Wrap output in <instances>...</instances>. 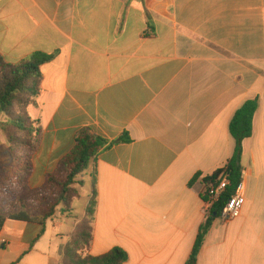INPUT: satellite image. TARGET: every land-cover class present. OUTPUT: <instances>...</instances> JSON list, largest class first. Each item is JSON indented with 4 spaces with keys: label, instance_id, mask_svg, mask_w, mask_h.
Here are the masks:
<instances>
[{
    "label": "crops",
    "instance_id": "1",
    "mask_svg": "<svg viewBox=\"0 0 264 264\" xmlns=\"http://www.w3.org/2000/svg\"><path fill=\"white\" fill-rule=\"evenodd\" d=\"M35 53L52 59L27 109L39 129L30 188L45 184L82 129L130 140L85 175L82 210L75 201L42 224L7 220L0 264H61L86 218L93 173L89 255L120 248L124 264H186L209 217L203 180L231 160L229 124L254 99L243 213L212 221L198 264H264V0H0V55L16 64ZM7 149L0 129V175Z\"/></svg>",
    "mask_w": 264,
    "mask_h": 264
},
{
    "label": "trees",
    "instance_id": "2",
    "mask_svg": "<svg viewBox=\"0 0 264 264\" xmlns=\"http://www.w3.org/2000/svg\"><path fill=\"white\" fill-rule=\"evenodd\" d=\"M52 56L35 53L29 61L10 63L0 55V129L8 144L11 164L0 175V232L7 220L42 224L54 218L59 212L72 210L75 201L81 198L84 177L95 165L101 153L114 143L129 141L124 135L110 143L95 135L90 129H82L75 136V146L60 161L57 169L46 175L45 184L30 189L28 179L33 172L35 140L39 133L37 121L30 118L27 109L36 105L40 94L41 66ZM259 109V100H249L235 113L229 131L235 142L231 160L223 169L203 180L207 186L215 183L225 173L230 185L222 201L209 213L201 226L192 254L186 264H198L200 250L215 218L221 217L226 200L235 193L243 181L241 165L243 142L252 137L254 118ZM95 171V170H94ZM92 199L86 218L78 227L72 241L60 249L61 264H124L128 254L115 248L105 255L91 256L96 202V181L92 174ZM198 178V177H197ZM29 193V197L18 193ZM205 200V194L203 196Z\"/></svg>",
    "mask_w": 264,
    "mask_h": 264
},
{
    "label": "built area",
    "instance_id": "3",
    "mask_svg": "<svg viewBox=\"0 0 264 264\" xmlns=\"http://www.w3.org/2000/svg\"><path fill=\"white\" fill-rule=\"evenodd\" d=\"M229 185V177L223 173L215 183L207 186L204 200L206 214H209L222 201ZM245 203L244 185L241 183L235 193L226 200L222 208L221 220L228 223L239 218L243 213Z\"/></svg>",
    "mask_w": 264,
    "mask_h": 264
},
{
    "label": "rangeland",
    "instance_id": "4",
    "mask_svg": "<svg viewBox=\"0 0 264 264\" xmlns=\"http://www.w3.org/2000/svg\"><path fill=\"white\" fill-rule=\"evenodd\" d=\"M0 117L2 118V115H0ZM10 164H11V162H10ZM10 164H9V165H10ZM87 181H88V183L90 182L89 179H87ZM28 186H29V182H28ZM29 188H30V187H29ZM30 189H32V188H30ZM36 189H38V188H36ZM88 189H89V184H87V186H85V188H84L83 191L87 193V192H88ZM32 190H34V189H32ZM18 195H19V196H24V197H26V198L30 196L29 193H27V192H26V193H21V192H19ZM84 196H85V195L82 194V198H81V200H78V201L75 202L76 208H78L79 210H82L83 207L85 206V201H86V199L84 198Z\"/></svg>",
    "mask_w": 264,
    "mask_h": 264
}]
</instances>
